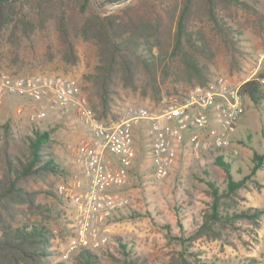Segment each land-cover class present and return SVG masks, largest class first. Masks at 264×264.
Returning a JSON list of instances; mask_svg holds the SVG:
<instances>
[{
  "label": "rangeland",
  "instance_id": "374dc122",
  "mask_svg": "<svg viewBox=\"0 0 264 264\" xmlns=\"http://www.w3.org/2000/svg\"><path fill=\"white\" fill-rule=\"evenodd\" d=\"M107 1L101 4L99 0H90L86 7L87 13L102 16L119 13L124 7L141 0H129L123 4H119L122 0ZM238 1L233 2L231 7L232 13L237 14L227 18L235 31L236 52L227 50L220 34L213 30L212 24L206 19L197 20L191 29L196 36L200 32L204 34L210 44L207 54L214 53L211 59L200 60L209 67L205 85L196 79L190 81L186 74L171 69L159 71L158 92L152 87L153 83L145 81L147 78L141 74L139 90L133 92L120 87L119 95L113 101L111 115L106 119L96 116L99 121L104 124L121 122L128 117L131 109L139 108L159 114L170 105L185 103L197 87H210L221 79L241 87L244 82L256 78L264 70L258 69V56L264 53V0ZM78 3L83 4V0H78ZM76 49L79 57L76 65L62 60L54 20H47L44 28L28 36L11 25L0 37V77L4 74L50 75L74 79L94 110L96 99L85 77L94 73L98 62L95 46L78 38ZM167 64L169 59L163 62V67ZM247 103L248 109L237 125L239 130L236 129L231 147L225 153V160L230 162L232 174L237 180L250 174L254 166V152L264 153V101L258 105L251 101ZM35 107L36 104L30 99L13 95L5 97L0 107V151L7 124H11L16 137L30 135L33 129L47 131L51 135L50 152L59 170L51 175L48 182L38 184L36 189L51 190L55 194L52 196L44 193L39 197V201L48 206L45 222L53 231L51 252L61 253L51 258L52 263L63 261L66 264H79V253L89 250L100 258L99 264H131L135 255L140 257V263L137 264H167L172 255L181 249L177 238L188 236L199 227L203 213L212 201L206 182L211 180L221 189L227 188L225 172L216 164L217 157L214 155V162L203 156L205 152L196 155L190 145L186 155L179 159L167 179H156L152 159L148 154L150 136L146 131L149 123L143 122L135 132V139L139 137V156L129 172L128 183L114 190L128 204L108 220V241L97 248L91 246L74 250L64 258L76 237L78 215L76 205L59 195L58 187L64 185L70 188L76 182L81 183L82 187L86 185L78 163V149L92 136L76 108L50 111L46 118L33 123L30 115ZM20 109L22 115H17ZM254 179L250 189L241 191L245 198L239 202L241 210L250 207L264 210V169ZM235 226L240 229L228 227L222 239L218 240L200 239L191 250L199 252L203 261L213 264H264V215L255 225L248 221H238ZM103 236L102 228H98L96 239ZM120 241L127 244L133 253L123 252Z\"/></svg>",
  "mask_w": 264,
  "mask_h": 264
},
{
  "label": "trees",
  "instance_id": "16d2710c",
  "mask_svg": "<svg viewBox=\"0 0 264 264\" xmlns=\"http://www.w3.org/2000/svg\"><path fill=\"white\" fill-rule=\"evenodd\" d=\"M89 1L83 0V4L78 0L0 3V37L11 25L28 36L44 28L47 20H54L62 60L71 65L79 61L76 40L81 38L92 43L98 62L94 73L85 80L90 83L92 96L96 99L93 111L99 119L111 115L120 87L133 92L139 90L141 74L158 92L159 71L176 69L186 74L190 81L196 79L201 85L207 83L209 67L200 60H209L214 53L207 54L210 44L204 34L200 32L196 36L191 30L197 20L206 19L220 34L227 50H237L235 31L227 18L237 14L232 13L231 7L238 0H141L119 13L106 16L88 14ZM166 59L169 64L163 67ZM174 63L177 65L173 67ZM261 77H264V70L240 87L245 112L247 101L257 105L264 101V85L258 81ZM50 143L51 135L47 131L33 129L30 135L16 137L11 124L5 126L0 151V264H66L51 262V258L61 253L51 252L53 231L45 222L48 206L39 201L44 193L55 194L51 190L36 189L59 170L50 152ZM253 162L250 174L237 180L230 162L227 163L223 155L217 156L216 164L225 172L227 188L221 189L211 180L206 182L212 201L204 211L199 227L192 234L177 238L181 249L167 264H213L203 261L199 252L191 250L195 242L204 238L222 239L228 227L240 229L235 226L238 221L259 223L264 210L238 207L241 199L245 200L241 191L250 189L258 172L264 169V153L255 151ZM166 228L170 229L169 226ZM120 245L123 252L133 253L127 244L120 241ZM134 257L131 264L140 263V257ZM78 262L99 264L100 258L89 250H82Z\"/></svg>",
  "mask_w": 264,
  "mask_h": 264
},
{
  "label": "built area",
  "instance_id": "2783aa9c",
  "mask_svg": "<svg viewBox=\"0 0 264 264\" xmlns=\"http://www.w3.org/2000/svg\"><path fill=\"white\" fill-rule=\"evenodd\" d=\"M261 68H264V53L258 56V69ZM258 81L264 85V77ZM7 95L24 97L36 104L30 115L33 123L46 118L50 111L74 107L92 133L78 149V163L86 186L76 182L70 188L58 187V194L76 205L78 215L76 237L64 258L74 250L97 248L108 241V220L128 204L114 190L128 183L137 157L135 130L139 124L149 123L155 178L164 180L175 166L179 149L187 139L196 155L229 149L239 119L245 113L240 85L223 79L210 87H197L185 103L170 105L159 114L145 108L131 109L121 122L108 124L99 121L74 79L4 74L0 77V107ZM17 115H22L21 109ZM98 228L103 230L101 239H96Z\"/></svg>",
  "mask_w": 264,
  "mask_h": 264
},
{
  "label": "crops",
  "instance_id": "0c3cea01",
  "mask_svg": "<svg viewBox=\"0 0 264 264\" xmlns=\"http://www.w3.org/2000/svg\"><path fill=\"white\" fill-rule=\"evenodd\" d=\"M239 123V122H238ZM239 125V124H238ZM140 126H144V125H140ZM139 127V125L136 127V131L135 132H137V128ZM139 129V128H138ZM148 129V131H146V133L148 134L149 133V128H147ZM146 130V129H145ZM239 130V126H238V129H237V131ZM236 131V132H237ZM90 133H91V131H90ZM234 135H235V133H234ZM234 135L232 136V138L234 137ZM91 136H92V133H91ZM139 137H137L136 136V147H137V151H138V147H140V144H139V139H138ZM188 146H189V141H188V139H187V142H185V144L179 149V152H178V159H177V162H176V164H175V166L178 164V162H179V159L180 158H183L185 155H186V153H187V150H188ZM190 147V146H189ZM150 150H151V147H150ZM228 150V149H227ZM227 150H223V151H215V152H213V151H210L209 153L208 152H206L205 151V153H203V156H206L207 157V159H210V161H213L214 160V162H215V158H213L214 157V155L217 157L218 155H223V156H225V153H226V151ZM138 153V152H137ZM148 154H150V151L148 152ZM138 156H139V154L137 155V157L136 158H138ZM134 164H135V161H134V163H133V165H132V168H131V171H132V169H133V167H134ZM174 166V167H175ZM173 167V168H174ZM172 171H173V169H172ZM86 180V179H85ZM86 184H87V182H86ZM86 186V185H85ZM124 198V197H123Z\"/></svg>",
  "mask_w": 264,
  "mask_h": 264
},
{
  "label": "water",
  "instance_id": "95a60500",
  "mask_svg": "<svg viewBox=\"0 0 264 264\" xmlns=\"http://www.w3.org/2000/svg\"><path fill=\"white\" fill-rule=\"evenodd\" d=\"M11 1H14V0H0V3H8V2H11ZM127 1H129V0H122V1L119 2V4H123V3L127 2Z\"/></svg>",
  "mask_w": 264,
  "mask_h": 264
}]
</instances>
